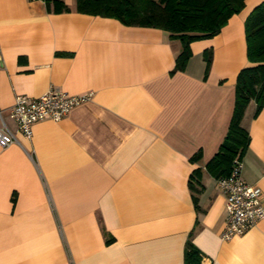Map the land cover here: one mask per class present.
<instances>
[{
  "label": "crops",
  "instance_id": "crops-1",
  "mask_svg": "<svg viewBox=\"0 0 264 264\" xmlns=\"http://www.w3.org/2000/svg\"><path fill=\"white\" fill-rule=\"evenodd\" d=\"M245 0L220 31L190 42L79 12L76 0H0V264H264V218L222 239L226 197L206 168L231 119L247 59ZM211 53L207 71L205 52ZM90 93L31 136L17 95ZM242 118V178L264 198V108Z\"/></svg>",
  "mask_w": 264,
  "mask_h": 264
},
{
  "label": "trees",
  "instance_id": "trees-1",
  "mask_svg": "<svg viewBox=\"0 0 264 264\" xmlns=\"http://www.w3.org/2000/svg\"><path fill=\"white\" fill-rule=\"evenodd\" d=\"M46 1V0H45ZM245 0H76L79 12L113 17L125 25L156 27L179 39L174 70L183 69L190 55V42L217 34L228 18L244 7ZM247 59L253 65L239 70L234 107L224 139L206 168L217 179L230 172L233 160L247 149L250 136L241 121L249 101L255 102L253 115L264 108V1L245 19ZM207 71L211 53L205 52ZM202 253L191 240L184 246V264H201Z\"/></svg>",
  "mask_w": 264,
  "mask_h": 264
},
{
  "label": "built area",
  "instance_id": "built-area-1",
  "mask_svg": "<svg viewBox=\"0 0 264 264\" xmlns=\"http://www.w3.org/2000/svg\"><path fill=\"white\" fill-rule=\"evenodd\" d=\"M45 1V0H42ZM90 93L69 94L55 86L37 97L17 95L10 110L17 128L27 137L31 136V125L41 120L57 121L69 110L89 99ZM14 135L0 129V146L14 142ZM242 162L236 157L226 176L216 179L226 197V217L220 232L222 239L240 234L264 218V198L258 187L247 183L241 176Z\"/></svg>",
  "mask_w": 264,
  "mask_h": 264
}]
</instances>
